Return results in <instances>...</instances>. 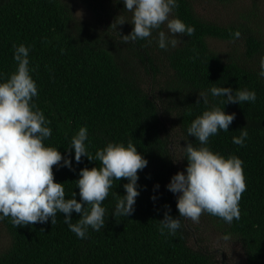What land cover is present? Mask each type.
Listing matches in <instances>:
<instances>
[{
	"label": "trees",
	"instance_id": "trees-1",
	"mask_svg": "<svg viewBox=\"0 0 264 264\" xmlns=\"http://www.w3.org/2000/svg\"><path fill=\"white\" fill-rule=\"evenodd\" d=\"M213 1L234 5L235 0H178L173 15L195 31L180 37L175 48L162 50L155 31L151 43L124 42L122 36L132 25L117 22L121 17L130 22L132 13L122 0H84L88 19L77 15L69 0H0V74L6 77L15 70L13 44L29 47V68L38 88L35 103L51 121L52 135L44 143L63 156L71 136L85 126L93 156L107 142L131 140L148 161L138 170L135 211L129 217L111 215L117 195L125 194L127 179L114 181L103 201L105 226L98 232L89 229L86 239L77 238L59 212L53 225L49 220L14 227L9 218L0 220V264L218 263L201 237L200 219L194 223L181 217L175 237L158 231L165 211L170 209L174 218L179 215L176 195L166 185L186 169V143L199 146L194 137L187 138L191 121L208 107L199 93L208 94L210 105L223 107V97L208 91L213 85L254 90L256 101L225 104V112L235 118L228 132L209 138L214 152L243 161L246 190L239 200L240 219L227 224L206 212L200 217L238 243L241 264H264V78L257 75L264 55V19L255 0L234 6L229 19L196 10ZM236 30L238 39L232 35ZM216 41L227 48L212 47ZM198 99L201 104H196ZM244 127L248 137L241 147L232 137ZM69 155L73 170L54 165V181L64 185L66 198L75 192L79 200V170L99 167V161L82 157L76 163L74 153ZM78 218L73 212L72 222Z\"/></svg>",
	"mask_w": 264,
	"mask_h": 264
},
{
	"label": "clouds",
	"instance_id": "clouds-1",
	"mask_svg": "<svg viewBox=\"0 0 264 264\" xmlns=\"http://www.w3.org/2000/svg\"><path fill=\"white\" fill-rule=\"evenodd\" d=\"M124 9L132 13L131 21L121 17L117 24L132 25L129 34L122 36L125 43L148 40L154 37L157 47L167 50L175 48L182 36L191 37L195 31L180 18L173 15L179 7L178 0H122ZM167 29V32L162 29ZM238 39L240 32L232 33ZM16 67L6 77L0 74V220L9 218L14 226L35 223L44 224L49 220L56 223L57 213H62L63 222L77 238L86 239L88 230L100 231L105 226L106 209L103 201L108 197L114 181L126 178L123 184L125 194L117 195L112 216L129 217L135 211L134 205L139 193L138 170H143L148 161L137 151L129 140L107 142L103 148L88 151L87 127L81 126L71 136L65 155L56 147L44 142L52 135L51 121L36 105L38 88L29 68V47L23 43L12 45ZM195 58V57H193ZM258 77L264 78V55L259 59ZM212 97H223V107L211 104L207 93H199L202 104L208 106L197 115L187 127V138L192 136L199 142L194 146L187 142L183 147L187 160L186 169L178 171L166 188L176 195L178 217L170 215V209L159 220L161 235L175 237L181 228L180 218L198 223L202 213L221 218L231 224L240 219L239 200L246 190L243 175V161L236 155L225 157L209 147V138L219 131L228 132L235 118L234 113H226L227 103H254V90H233L230 87L213 85L209 90ZM196 104H201L197 100ZM248 133L245 127L239 130L232 142L244 146ZM187 138L185 141H187ZM74 153L76 163L82 157L89 161H99V167H84L79 170V178L71 198H66L64 185L54 181L53 166L72 168L69 154ZM156 188L159 185H155ZM153 200L155 196L151 197ZM168 207L167 205L165 206ZM79 218L72 222V213ZM223 239H229L224 235Z\"/></svg>",
	"mask_w": 264,
	"mask_h": 264
},
{
	"label": "rangeland",
	"instance_id": "rangeland-1",
	"mask_svg": "<svg viewBox=\"0 0 264 264\" xmlns=\"http://www.w3.org/2000/svg\"><path fill=\"white\" fill-rule=\"evenodd\" d=\"M74 6L75 12L77 15L81 16L83 19L89 18V11L84 7V0H69ZM257 6H259V11L261 17L264 19V0H255ZM251 4V0H235L231 3L220 4L216 1L211 2L208 5L200 7H196V10L199 13H202L206 16H212L214 18L219 17L229 19L232 14L233 9L240 8V6H248L247 4ZM257 19V18H256ZM261 33L264 37V23L261 24ZM219 48L225 50L227 48V44L225 42L216 41L212 43V47ZM171 128H177L170 124ZM202 227L201 237L204 239V243L207 245L211 251L214 252L216 260H220L216 264H241L243 260L242 251L238 245V243L234 242L232 239H223V235L219 229H215L213 224L209 220L201 219L197 224ZM4 240L3 233L0 232V244Z\"/></svg>",
	"mask_w": 264,
	"mask_h": 264
}]
</instances>
